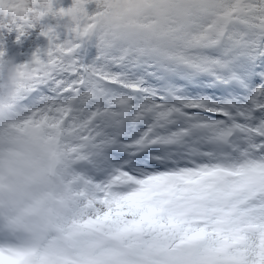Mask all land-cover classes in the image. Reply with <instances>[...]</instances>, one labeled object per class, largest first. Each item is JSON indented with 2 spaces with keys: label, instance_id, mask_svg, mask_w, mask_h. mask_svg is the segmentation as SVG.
<instances>
[{
  "label": "snow or ice",
  "instance_id": "obj_1",
  "mask_svg": "<svg viewBox=\"0 0 264 264\" xmlns=\"http://www.w3.org/2000/svg\"><path fill=\"white\" fill-rule=\"evenodd\" d=\"M67 10L44 74L0 56V264H264V0Z\"/></svg>",
  "mask_w": 264,
  "mask_h": 264
},
{
  "label": "clouds",
  "instance_id": "obj_2",
  "mask_svg": "<svg viewBox=\"0 0 264 264\" xmlns=\"http://www.w3.org/2000/svg\"><path fill=\"white\" fill-rule=\"evenodd\" d=\"M135 3L136 0H132L130 6V0H98L102 14L97 17V23L110 25L118 20L130 19ZM48 16L56 21L52 26L53 30H72L74 15L67 9L54 11V0H0V37L5 32L11 33L18 28H33ZM68 43L66 39L48 40L46 48L33 53L21 63H16L12 57H6L5 51L0 53L7 60L5 87L10 90L17 85H27L32 77L44 74L50 66L49 53L53 58L62 54Z\"/></svg>",
  "mask_w": 264,
  "mask_h": 264
},
{
  "label": "rangeland",
  "instance_id": "obj_3",
  "mask_svg": "<svg viewBox=\"0 0 264 264\" xmlns=\"http://www.w3.org/2000/svg\"><path fill=\"white\" fill-rule=\"evenodd\" d=\"M73 0H54V10L59 8L67 9L71 7ZM91 13L95 9V4H89L86 6ZM56 21L48 16L44 18L39 25L26 29L25 34L17 39V32L11 33L5 32L3 37H0V44L3 45V50L6 53V57H12L16 63H21L29 59L33 53L37 50H43L48 44V39L41 34L42 30L46 26H53ZM59 41L66 39V32L58 30Z\"/></svg>",
  "mask_w": 264,
  "mask_h": 264
},
{
  "label": "trees",
  "instance_id": "obj_4",
  "mask_svg": "<svg viewBox=\"0 0 264 264\" xmlns=\"http://www.w3.org/2000/svg\"><path fill=\"white\" fill-rule=\"evenodd\" d=\"M67 36H68V34L66 33V36L65 37L67 38Z\"/></svg>",
  "mask_w": 264,
  "mask_h": 264
}]
</instances>
